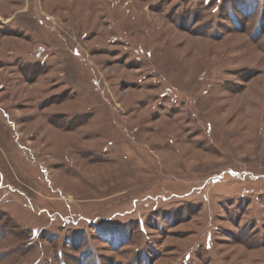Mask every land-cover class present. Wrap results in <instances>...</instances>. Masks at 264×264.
Listing matches in <instances>:
<instances>
[{
  "label": "rangeland",
  "instance_id": "rangeland-1",
  "mask_svg": "<svg viewBox=\"0 0 264 264\" xmlns=\"http://www.w3.org/2000/svg\"><path fill=\"white\" fill-rule=\"evenodd\" d=\"M0 264H264V0H0Z\"/></svg>",
  "mask_w": 264,
  "mask_h": 264
}]
</instances>
